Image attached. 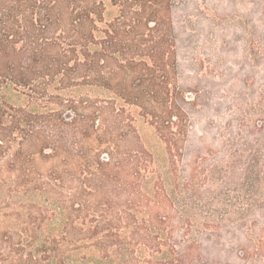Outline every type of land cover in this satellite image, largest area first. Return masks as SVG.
<instances>
[{"label":"trees","instance_id":"16d2710c","mask_svg":"<svg viewBox=\"0 0 264 264\" xmlns=\"http://www.w3.org/2000/svg\"><path fill=\"white\" fill-rule=\"evenodd\" d=\"M219 1L0 0V264H264V116L236 139L234 118L216 125L210 172L255 175L243 218L196 201L193 179H118L124 162L88 141L150 127L184 151L191 55L233 24Z\"/></svg>","mask_w":264,"mask_h":264},{"label":"rangeland","instance_id":"374dc122","mask_svg":"<svg viewBox=\"0 0 264 264\" xmlns=\"http://www.w3.org/2000/svg\"><path fill=\"white\" fill-rule=\"evenodd\" d=\"M233 1V13L228 18L233 24L220 26L211 39L201 37L198 53L191 55L199 63L195 80H186L198 89L193 97L190 93L197 101L191 114L197 127L177 137L178 148L184 149L182 153L176 148L170 152L150 127L142 128L139 138L134 133L122 136L107 128L101 135L89 136L88 141L98 144L100 154L109 153L112 160L119 157L124 162L125 170L118 179H193L196 201L213 203L221 211L225 205H233V216L243 218L248 217L247 202L252 194H257L249 189L246 178L255 175L246 176L238 173V169L212 173L210 166L221 157L219 151L224 147L223 136L217 134L218 123L234 118L236 139L237 130L245 125V120L250 118L254 125L261 124L264 116V0ZM108 124L111 120L105 121L106 127ZM141 146L148 150L145 156L135 152ZM234 162L228 163L239 166V162ZM47 166L41 163L40 169ZM135 171L139 173L134 174ZM63 179H90V175L79 170ZM234 180L239 183L235 181V184ZM258 216L260 227L264 215ZM253 264H262V258L255 257Z\"/></svg>","mask_w":264,"mask_h":264},{"label":"water","instance_id":"95a60500","mask_svg":"<svg viewBox=\"0 0 264 264\" xmlns=\"http://www.w3.org/2000/svg\"><path fill=\"white\" fill-rule=\"evenodd\" d=\"M188 95H189V97L191 96V94H190V93H189Z\"/></svg>","mask_w":264,"mask_h":264}]
</instances>
